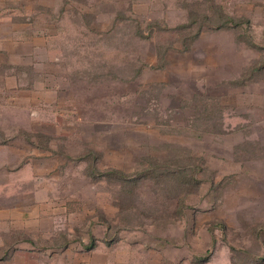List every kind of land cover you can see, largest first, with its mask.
I'll list each match as a JSON object with an SVG mask.
<instances>
[{
  "label": "rangeland",
  "instance_id": "1",
  "mask_svg": "<svg viewBox=\"0 0 264 264\" xmlns=\"http://www.w3.org/2000/svg\"><path fill=\"white\" fill-rule=\"evenodd\" d=\"M3 6L38 39L0 24V259L264 264V172L236 145L264 119V0Z\"/></svg>",
  "mask_w": 264,
  "mask_h": 264
},
{
  "label": "crops",
  "instance_id": "2",
  "mask_svg": "<svg viewBox=\"0 0 264 264\" xmlns=\"http://www.w3.org/2000/svg\"><path fill=\"white\" fill-rule=\"evenodd\" d=\"M24 13L25 12H22L21 10H13L10 8H6L4 6L0 8V16L3 15L2 17H0V24L3 27H5L7 24L8 31H9L8 35L10 33H16L14 38H12L11 36L9 37V42L11 43V46L16 47V48L30 45L31 42H33L34 44H37L35 42H36V39L38 38L33 37L34 39L33 41L27 42L26 38L22 36V32L27 31L26 24L23 22L22 18L27 19L28 14L26 13L24 14ZM13 16H16V18L12 20ZM12 25L13 26L21 25V29L18 28L12 31ZM5 32H6L5 30L0 31V48L7 47L6 39L4 38ZM1 34H3V36H1ZM250 102L251 101L248 100L246 101V104L250 105ZM251 105L259 106L262 112L264 113V98L262 99V97H260L259 101H256L255 103H251ZM239 117H245L243 120L247 121V116H239ZM226 119L232 120V118L229 115L228 117H226ZM257 124L259 125V128H260L259 131L258 130L255 132L249 131L245 140L242 143L236 144V145L243 144L241 146L244 150V153H243L245 156L244 165L246 166L244 169L245 170L254 169L255 172H250L251 174H255V173L260 174L264 172V119L263 117L261 118L260 121L256 123V125ZM261 170L263 171L261 172ZM28 239L29 238H27V240ZM3 249H7L4 251L3 250L1 251L2 254L6 257L3 259H0V264H61V263H58L60 261V259H58L59 257L58 254L62 253V251L66 252L67 250H69V248L62 249V250H59V249L54 250L53 248L50 249L47 247H38V246H35L33 242H30V241L14 243L13 245H10L9 247H5ZM88 254L91 255L93 253H88Z\"/></svg>",
  "mask_w": 264,
  "mask_h": 264
},
{
  "label": "trees",
  "instance_id": "3",
  "mask_svg": "<svg viewBox=\"0 0 264 264\" xmlns=\"http://www.w3.org/2000/svg\"><path fill=\"white\" fill-rule=\"evenodd\" d=\"M229 24H232V23H229ZM234 24H235V23H234ZM224 25H225V24H224ZM233 27H234V26H233ZM236 28H238V27H236ZM241 30H242V29H241ZM200 33H201V30H200V31L198 30V31L195 33V38H197V37L199 36ZM262 47H263V45H262ZM180 184H181L180 182H176V183H175V187L178 188V186H180ZM166 185H167V184H166ZM187 185H188V184H187ZM167 186H168V185H167ZM163 188H165L164 191L167 193L168 188H166V187H164V186H163ZM167 197H168V196H167ZM184 197H185V196H184ZM184 197H182V198H184ZM170 198H171V197H168V198H167V201H171ZM176 202H179V204H180V206H181V203H182V199H181V197H178V198L176 197ZM122 204H124V203H122ZM259 231H260L261 234H264V230H263V229H260ZM231 256H232L231 253H229V257H230V258H231ZM209 257H210V253H209ZM195 260H197V259H195ZM254 260H255V259H254ZM257 260H258V258H257L255 261H257ZM260 260H261V259H260ZM202 261L207 262L206 260H202Z\"/></svg>",
  "mask_w": 264,
  "mask_h": 264
}]
</instances>
